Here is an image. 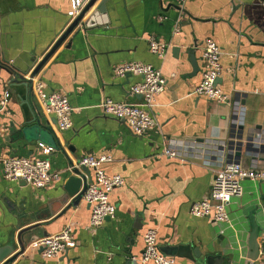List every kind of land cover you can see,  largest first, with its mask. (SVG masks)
<instances>
[{
    "label": "crops",
    "instance_id": "crops-1",
    "mask_svg": "<svg viewBox=\"0 0 264 264\" xmlns=\"http://www.w3.org/2000/svg\"><path fill=\"white\" fill-rule=\"evenodd\" d=\"M106 8L96 24L107 25L86 28L81 23L63 38L74 20L71 0H0V101L11 94L0 109V264H144L148 228L158 230L160 250L185 245L205 256L227 257L229 264H264V256L255 263L248 259L251 211L256 210L260 237L264 233V184L243 183L242 197L228 207V223L191 214L193 204L211 197L216 173L230 164L219 152L232 135L241 133L254 146L239 164L264 170V0H108ZM152 37L170 45L163 59L150 52ZM208 39L222 51L218 85L230 100L226 103L194 93L204 71L200 46ZM189 50L196 51L197 73ZM3 52L22 68L33 61L27 75L8 71ZM46 57L35 79L48 92L66 95L74 108L73 126L62 132L56 119L44 113L34 84L29 89L26 81ZM129 62L153 65L167 79L153 110L157 126L145 136L100 109L107 99L141 102L131 88L142 77L115 75L117 66ZM37 123L55 134L60 147ZM171 139L185 140L197 151L167 158L162 151ZM87 154L110 156L104 171L125 182L111 194L115 216L95 230L84 200L70 208L72 199L64 205L58 201L72 165L80 166ZM8 156L48 159L60 181L35 189L6 180L2 159ZM94 176L91 170V180ZM67 226L73 228L76 248L47 258L36 242ZM175 258L176 264H199Z\"/></svg>",
    "mask_w": 264,
    "mask_h": 264
},
{
    "label": "built area",
    "instance_id": "built-area-1",
    "mask_svg": "<svg viewBox=\"0 0 264 264\" xmlns=\"http://www.w3.org/2000/svg\"><path fill=\"white\" fill-rule=\"evenodd\" d=\"M83 1L71 0L74 19L81 12ZM175 33L179 34L180 29L176 28ZM148 46L152 54L163 59L170 45L152 37L148 40ZM200 47L202 48L204 71L202 80L195 88L194 93L213 101L229 102V98L218 85V80L222 74L221 48L211 39L204 41ZM127 74L142 77V81L131 88L134 94L142 96L141 102L129 104L107 99L101 103L100 109L105 116L125 122L135 135L145 136L157 126L153 110L156 107L157 97L165 91L167 79L153 65L141 62L123 63L115 68L117 77L124 78ZM33 89L34 95L44 113L56 119L58 130L62 132L72 128L74 108L68 97L58 91L48 92L46 84L40 79H34ZM10 96V93H6L4 98L1 99V110L7 107ZM237 105L240 111V105L238 103ZM242 113L243 107L240 111V114ZM3 133L4 130L0 125V137ZM190 150L196 149L190 147L185 140L171 139L165 145L162 155L175 159L193 154ZM52 151L53 148H50L46 150V153L50 154ZM111 161L112 158L110 156L97 157L91 154L83 156L80 161V166H85L95 171L94 179L88 183V189L83 197V200L91 209L90 228L92 230L100 228L107 220L115 216L116 208L111 202V194L116 188L125 184L121 175H108L104 171V164ZM2 165L3 175L6 180L23 181L35 189H44L52 182L60 181V174L52 172V165L48 159L8 156L2 159ZM247 180L264 184V170H247L239 163L225 165L216 173L211 197L193 204L191 208L192 216L196 218L214 216L217 222H230L228 207L235 198L242 197L243 183ZM143 241L142 263L176 264L175 257L167 256L161 252L158 243V230L156 228H148L144 233ZM259 242L260 257H262L264 256V233L260 237ZM36 246L43 250V254L47 258H57L68 252V250L76 248L77 242L73 228L67 226L57 234L38 240Z\"/></svg>",
    "mask_w": 264,
    "mask_h": 264
},
{
    "label": "water",
    "instance_id": "water-1",
    "mask_svg": "<svg viewBox=\"0 0 264 264\" xmlns=\"http://www.w3.org/2000/svg\"><path fill=\"white\" fill-rule=\"evenodd\" d=\"M108 0H84L83 8L77 18H75L72 22V24L69 26L68 30L64 34L63 38L67 35H69L73 30L76 29L81 23L86 27V28H92L95 26H104L109 23V21H106L107 23L103 22L100 24H96L97 18L105 16L107 13V4ZM62 39V38H61ZM59 41L55 49L60 45ZM198 47V46H197ZM196 47V49H197ZM54 49V50H55ZM195 49V50H196ZM195 50H189L188 51V56L191 59V63L194 69V73H197L200 70L198 59L196 57V51ZM4 53V52H3ZM4 57V63L7 64L8 66L5 67L8 71H11L14 69L17 72L24 73L26 76L29 69L33 65V61L30 62L28 66L25 68H22L18 65L17 60H11L8 58L5 53L3 55ZM49 57V56H48ZM48 57L45 58L44 62H41L39 66L34 70L30 75L29 78H26L27 84L29 89H32L33 84H34V79L37 77V74L39 70H41L43 64L48 60ZM127 76H131V74H127ZM39 122V119H36ZM40 128L45 130V132L49 134L50 138L52 141L58 146L59 142L58 139L56 138L55 134L49 130L45 129L44 127H41L39 123H37ZM243 126H238V132L243 131ZM260 129V128H258ZM40 136L42 134H39ZM253 144L250 143L248 140L247 142L243 141V136L242 134H234L232 135L231 141L228 142L226 147H224L222 150H220L219 154L221 156H227L231 161L229 163H239V158L243 155V153L249 154L251 153L254 149ZM235 159V160H234ZM72 173L66 183L64 184V193L61 196L59 201V204L64 205L67 203L70 199H72L71 204L68 206V208L72 206H77L81 203L83 200V197L88 189V179L89 181L91 180V170L88 169L85 166H78L75 167L72 165ZM25 183V182H24ZM48 214V212L46 213ZM249 220L251 223L252 227V232L250 235V253L248 255V259L250 262L255 263L260 259V242H259V237H260V232H261V227L258 225L257 220H256V210L251 211L249 214ZM47 237V236H46ZM162 252L169 256H174V257H185L193 261L199 262V264H226L230 262L229 258L221 256V255H204L203 253L200 252L198 249H192L191 246H185V245H179V246H163L161 248ZM6 251L2 252V254H5ZM2 255H0L1 258ZM1 261V260H0ZM8 262L7 264H9Z\"/></svg>",
    "mask_w": 264,
    "mask_h": 264
}]
</instances>
